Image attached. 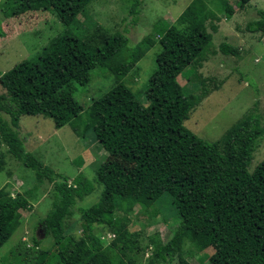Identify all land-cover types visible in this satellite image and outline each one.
<instances>
[{
  "label": "trees",
  "instance_id": "1",
  "mask_svg": "<svg viewBox=\"0 0 264 264\" xmlns=\"http://www.w3.org/2000/svg\"><path fill=\"white\" fill-rule=\"evenodd\" d=\"M249 1L237 0V8ZM89 2L4 0L1 13L45 9L67 25L84 14ZM200 2L193 0L184 8L176 19L177 28L170 24L155 30L133 46L117 32L100 44L69 35L53 39L50 48L36 58L0 73V142L11 159L34 175L33 189L22 195L10 198L0 189V248L16 231L20 211L31 206L34 188L46 183L51 187L47 194L51 208L38 224L54 247L48 264H134L124 251L138 250L136 236L128 233L127 218L115 212L119 204L126 209L125 202L147 208L163 194L170 197L178 220L164 241L146 240L151 254L145 264H173L174 259L175 264H187L181 255L185 240L200 249L210 247L209 264H264V160L247 171L251 153L264 135L260 116L254 112L238 120L214 143L183 126L188 113L207 94L201 81L198 94L186 95L176 82L189 65H199L200 56L209 49L211 37L201 23L208 12ZM220 6L226 18L233 16L234 8L227 2ZM137 7L138 0H130L128 13L133 18ZM255 13L257 19L247 22L244 30L264 33V11ZM154 35L160 51L147 79V105L117 84L84 112L83 127L93 133L89 144H98L107 155L94 171V181L101 187L97 201L85 209L76 208L82 226L81 235L74 238L72 226L65 228L64 222L74 214L75 200L93 192V186L80 172L69 185L67 177L25 151L16 132L19 118H49L54 128L68 125L83 141L85 131H79L75 122L82 111L73 99L75 87L87 85L96 68L117 79L126 76L152 45ZM218 51L224 57L236 54L226 43H220ZM101 227L112 234L107 244L95 232ZM32 242L35 247L39 244V240Z\"/></svg>",
  "mask_w": 264,
  "mask_h": 264
},
{
  "label": "rangeland",
  "instance_id": "2",
  "mask_svg": "<svg viewBox=\"0 0 264 264\" xmlns=\"http://www.w3.org/2000/svg\"><path fill=\"white\" fill-rule=\"evenodd\" d=\"M3 1L0 0V73L10 70L20 61L36 58L50 48L53 39L69 35L100 44L105 37L117 32L129 40L128 46H133L155 30L166 29L170 24L177 28V17L193 0H138L135 18L128 13L130 0H90L84 14L76 16L67 25L45 9L3 14ZM223 1L234 8L231 18H226L219 11ZM200 5L208 12L201 23L211 37L209 49L200 56V64L189 65L176 78V82L185 88L184 95L198 94L200 81L202 90L206 88V97L195 104L183 126L198 138L214 143L230 126L251 113H257L264 126V33H248L244 30L247 22L257 19V10L264 11V0H250L241 9L237 8V0H201ZM157 39L155 35L152 37V45L136 63L135 69L126 76L117 79L104 69L96 68L90 72L87 85L75 87L73 99L82 107L75 122L80 125L79 131H85L83 141L70 131L68 125L54 128L49 118L39 115L19 118L16 132L25 151L37 157L53 172L67 177L69 185L80 172L93 186V192L75 200L74 214L64 222L65 228L72 226L70 235L74 238L81 235L82 226L76 208L85 209L97 201L101 187L94 181V171L107 155L98 144H89L93 133L83 127L86 120L84 112L88 111L92 101L117 84L126 87L138 103L146 106L147 79L154 69L155 56L160 51ZM220 43L230 45L236 54L222 56L218 51ZM0 155V189L10 198L33 189V173L11 159L1 142ZM263 160L264 135L251 153L247 171L250 173ZM50 188L46 183L34 188L35 195L32 194L33 198L29 199L31 206L20 211V223L16 231L0 248V264H48L54 254V247L50 240L44 238L38 221L51 208V200L47 195ZM171 203L170 197L163 194L147 208L137 204L129 206L125 202L126 209H123L119 204L115 215L127 218L126 229L129 234L136 236L134 241L138 248L134 251L125 250L126 259L134 264H145L151 254L149 247H145L146 240L155 237L162 242L170 235L171 228L178 220ZM95 230L103 244L112 239L111 232L105 228ZM33 239L39 240L36 247ZM211 253L210 247L200 249L185 240L181 255L187 264H209ZM175 262L176 259L173 264Z\"/></svg>",
  "mask_w": 264,
  "mask_h": 264
}]
</instances>
